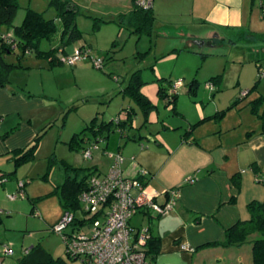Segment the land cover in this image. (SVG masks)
I'll use <instances>...</instances> for the list:
<instances>
[{"label": "rangeland", "instance_id": "obj_1", "mask_svg": "<svg viewBox=\"0 0 264 264\" xmlns=\"http://www.w3.org/2000/svg\"><path fill=\"white\" fill-rule=\"evenodd\" d=\"M245 1L246 4H251V0ZM260 1L254 0L252 11L254 19L257 16L259 22L264 24V8L260 6ZM18 3L20 7L16 13L21 14L19 18L15 16L14 25L21 22L24 7L29 4V0H18ZM41 10L46 17H52L53 8L45 6L44 9H39ZM169 20L180 19L170 15ZM57 24L58 32L54 39L40 42L42 50L58 48L55 53L61 60L67 55H73L79 47L86 46L90 49L89 55H84L74 63L63 61L50 66L47 58L36 56L32 51L22 53L19 49H14L5 54L6 62L14 64L8 71L6 83L13 90L23 92L33 102V106L25 111L24 117L33 126L35 134L40 135L32 157L26 161L15 165L12 158H0V174L3 171H14L13 177L7 178L5 175L3 183H0V237L13 250V255L4 257L5 261L14 264L25 255L26 250L35 245H40L54 257L62 258L66 264H81L78 259L67 255L61 234L52 230V225L58 222L63 213L60 201L52 191L62 183V162L79 168L97 165L103 172L108 169L111 158L109 154L102 152L105 140L94 138L89 129L83 135L86 138L83 146L89 149L90 157H84L82 149L70 147L68 143L72 134L80 132L92 119L95 118L96 123L112 120L111 128L117 130L116 118L125 120V109L133 108L135 113L132 114L131 127L126 128L120 138V144L125 143L122 151L124 162L127 164L132 155H139L140 152L141 157L146 158L148 152L144 150L155 147L153 139L156 138L163 142L164 150L154 157L160 166H164L161 173L164 176L181 175L184 168L189 171L193 163L191 153L181 148L170 156L167 149L191 124L201 118L226 109L221 118L210 117L192 126L190 137L201 136L203 141L211 137L213 126H228L241 120L243 126L240 129L244 131L246 126H258L262 123L246 106L255 97V92L248 93L235 108H228L257 79V63L249 55L242 53L250 52L247 47L242 49L240 44L229 47L209 45L202 49L191 45L178 51L161 53L172 40L169 35L173 34V30L170 27H163L165 35H157L155 30L150 36L143 34L137 37L115 23L101 24L94 28L90 18L77 16L76 24L82 35L65 45L62 50L63 45L59 41L61 27L59 22ZM2 29L5 31L6 27L3 26ZM8 32L12 34V27ZM96 59L102 61L101 68L94 65L93 60ZM263 67L264 63H261L262 70ZM135 71H138L144 81L140 91L154 105L147 113L131 97L123 94V88ZM218 74H221L220 84L210 88L207 79ZM160 76L167 77L174 83L181 80L182 84L174 89L177 94V110L156 92L157 77ZM192 78L199 82L195 95L187 92V83ZM212 88H215L214 95ZM39 98L43 99V105L37 104L36 100ZM241 107L243 108L239 109ZM163 125L170 128H164ZM234 133L227 131L225 138ZM130 136H140L141 143L132 141ZM51 158L54 161L50 164ZM19 181L25 183L24 196L10 200L8 195L17 193ZM158 191L163 192L164 189ZM158 200H164V196L161 195ZM131 224H142L140 213L132 217ZM69 231L70 226L66 229V232ZM242 262L252 264V256Z\"/></svg>", "mask_w": 264, "mask_h": 264}, {"label": "crops", "instance_id": "obj_2", "mask_svg": "<svg viewBox=\"0 0 264 264\" xmlns=\"http://www.w3.org/2000/svg\"><path fill=\"white\" fill-rule=\"evenodd\" d=\"M48 2L49 0H29L28 5L39 10L44 9L45 6L49 7ZM70 2L80 12L78 16L88 18L86 14H89L108 20L102 24L111 22L117 24L114 19L120 14H127L134 5L133 0H70ZM245 2V0H153L152 10L156 16L153 32L156 30L157 35L159 33L165 35L164 26L173 30V34L169 35L172 40L161 53L178 51L191 45L202 48L209 45H212L209 47L217 45L229 47L240 44L242 49L247 47L250 50V52L242 53L249 55L257 63L258 71V67L260 68L261 63H264V40H262L264 24L259 22L260 19L257 16H255L256 20L254 19L252 11L254 0H251V4ZM260 3V6L264 7V0ZM56 13L54 9L51 16L56 17ZM20 14L16 13V16L19 18ZM170 15L180 20H169ZM125 22L126 19H124ZM202 55L204 56L205 53ZM50 66L53 65L50 64ZM263 74L264 72L260 76L262 79L259 78L256 89L252 91L256 93L253 99L259 96L264 97ZM220 77L221 74L217 80L211 82L213 87L220 84ZM156 87L158 88L157 84ZM212 89V95H214L215 88ZM236 99L239 102L244 98ZM36 101L39 106L44 104L41 98ZM176 101L177 94L173 104L175 110H177ZM32 106L33 102L23 92L13 90L7 83L0 85L1 159L12 158L11 151L25 147L37 135L33 126L31 127L24 117L25 111ZM246 106L249 109L248 103ZM263 109L264 101L259 110ZM211 116L201 118L195 122V125ZM192 125L167 149L170 156L176 154L181 148L191 153L193 163L189 171L184 168L181 175H161L164 166L157 163L154 155L164 150V147L163 142H159L156 138L153 139L155 147L143 149L148 152L146 158H142V152H140L139 155H132L127 164L123 162L126 176H137L139 168L147 170L145 182L150 190H166L172 187H178L180 190L176 205L170 213L156 217L140 209L134 215L141 214L142 224L139 226L131 224L134 216L132 215L129 225L135 230L147 228L149 236L159 237V252L151 264H242L243 259L247 261L252 256L250 242L227 247L203 245L223 240L225 228L238 220L248 218L246 205L249 201L254 199L264 201V122L262 121L258 126H246L244 131L240 129L243 126L241 120L228 126L226 124L213 126L210 132L211 137L204 141L201 140V136L190 137ZM163 126L170 128L167 125ZM227 131L235 133L225 138L224 134ZM121 136L122 134L115 133L105 141L104 147L111 151L118 150L123 155L125 143L120 144ZM132 137V141L141 143L140 136ZM246 166L247 171H245ZM92 167H95L97 173L107 171L106 169L103 172L97 165ZM236 172L240 173L238 188L230 179ZM191 175L196 178V181L192 184L185 182V178ZM1 239L0 237V243H3ZM1 250L0 246V264H14L11 261H5Z\"/></svg>", "mask_w": 264, "mask_h": 264}, {"label": "trees", "instance_id": "obj_3", "mask_svg": "<svg viewBox=\"0 0 264 264\" xmlns=\"http://www.w3.org/2000/svg\"><path fill=\"white\" fill-rule=\"evenodd\" d=\"M133 7L127 14H120L114 21L120 27H125L131 34H135L137 37L145 34L150 36L153 32V23L155 15L152 10V5L148 9H142L135 4L133 0ZM49 7H53L56 10V17H46L44 11H39L31 6L24 7V15L19 24L14 25L13 20L16 16L17 9L20 7L18 0H0V85H5L8 78V71L14 64L8 63L5 60V54L12 52L14 49H19L22 53L26 51H32L39 57H45L49 60L51 65L61 62L60 58L56 56L58 48H50L49 50H42L40 48V42L44 39L51 41L54 39L58 32V22L60 23L61 30L59 32V41L63 45L69 44L81 37L82 31L77 27L76 19L80 12L76 6L70 2V0H49ZM263 7V6H262ZM91 19L93 27L96 28L108 20L99 16L87 15ZM124 19L126 22L124 23ZM5 26L4 31L2 27ZM12 27V34L8 32V29ZM263 70L258 67L257 79L253 85L246 91V94L242 96L244 98L248 93L254 91L259 82V78ZM220 74L212 76L207 81L208 83L214 82L219 78ZM158 80V95L166 100V103L174 104L176 100V93L173 90L174 82L167 78L159 77ZM144 84L138 71L131 74L128 84L123 88V94L131 97L140 109L147 113L154 105L150 99L140 91V87ZM172 88V89H171ZM198 88V81L196 78H192L187 84V92L195 95ZM264 101V97H257L248 102L249 110L253 115L258 116L264 122V109L259 113V108ZM238 103L236 99L228 107L231 108ZM126 119L119 120L116 118L115 128H111L112 120L106 122L101 121L96 123L94 119L87 124V126L80 132L73 133L70 140V147L76 149H85L83 142L85 137L83 136L86 129H89L93 133V137L99 140L104 139L107 141L112 135H121L126 128L131 127L132 114L135 113L133 108H126ZM226 109L216 112L211 117L221 118ZM207 118V117H205ZM200 122V121H199ZM193 124L192 126H194ZM39 134H37L33 140L23 148H17L11 151L12 159L15 165L20 164L23 161L31 158L34 150L37 146ZM130 138H133L130 136ZM103 147V152H116ZM54 161V158L50 159V164ZM63 180L62 183L57 185L52 191L56 194L60 204L65 209L77 211L79 208L78 196L86 189L87 181L90 175L96 173L95 167L79 168L72 167L66 163H63ZM253 165V163H252ZM254 168V166H252ZM13 177L14 171L0 174V183H3L4 176ZM232 183L238 188L240 186V173L236 172L231 176ZM25 185V183H24ZM23 185V188H24ZM34 203V199H32ZM249 217L246 219L238 220L236 223L225 228L224 238L221 241H214L204 244L203 246H240L245 242L251 243L252 264H264V201L251 200L246 205ZM158 236H149L147 239V248L145 250L147 264H151V261L159 252ZM16 264H66L60 257H54L50 252L42 248L40 245H35L28 250V252L19 258Z\"/></svg>", "mask_w": 264, "mask_h": 264}, {"label": "built area", "instance_id": "obj_4", "mask_svg": "<svg viewBox=\"0 0 264 264\" xmlns=\"http://www.w3.org/2000/svg\"><path fill=\"white\" fill-rule=\"evenodd\" d=\"M135 4L148 9L152 0H135ZM89 50L86 46L79 47L73 55H67L61 61L74 63L89 55ZM93 63L99 68L102 66L100 59L93 60ZM181 84V80L174 83L172 91ZM208 84L211 88L212 84ZM82 152L86 158L91 156L88 148ZM105 153L111 158L107 171L89 176L86 189L78 196L80 206L77 211L63 210L58 222L52 225V230L61 234L67 255L78 259L81 264H147L145 250L148 230L133 229L129 219L140 209L156 217L167 215L174 209L180 190L178 187L163 192L150 190L145 182L148 175L146 169L139 168L137 176H126L122 154L119 151ZM195 181L193 176L185 178V182L190 184ZM23 185L24 182L19 181L17 193L8 195V198L14 200L23 197ZM161 195L164 200L159 201ZM68 226L71 231L66 232ZM1 249L3 256L13 254L6 243H1Z\"/></svg>", "mask_w": 264, "mask_h": 264}, {"label": "water", "instance_id": "obj_5", "mask_svg": "<svg viewBox=\"0 0 264 264\" xmlns=\"http://www.w3.org/2000/svg\"><path fill=\"white\" fill-rule=\"evenodd\" d=\"M74 4L72 3V6H73Z\"/></svg>", "mask_w": 264, "mask_h": 264}]
</instances>
